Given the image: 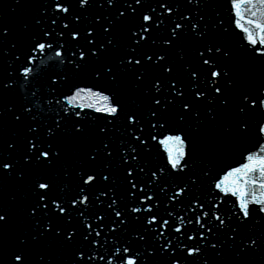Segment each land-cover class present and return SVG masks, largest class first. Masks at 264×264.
Returning <instances> with one entry per match:
<instances>
[{"label": "snow or ice", "instance_id": "snow-or-ice-1", "mask_svg": "<svg viewBox=\"0 0 264 264\" xmlns=\"http://www.w3.org/2000/svg\"><path fill=\"white\" fill-rule=\"evenodd\" d=\"M208 2L15 0L11 11L31 9L22 33L0 13V57H9L0 137L14 129L0 143V181L27 189L22 202L0 200V264L264 260V85L241 89L242 69L218 36L228 28L207 16ZM106 5L116 11L93 17L90 9ZM231 5L264 59V0ZM49 51L55 64L43 59ZM85 74L95 83L74 82ZM128 84L143 102L126 96ZM85 98L96 99L97 115L77 103ZM210 135L223 147L257 143L205 193L214 167L200 153ZM160 145L167 155L153 165L148 154ZM185 203L195 215L177 223L168 209Z\"/></svg>", "mask_w": 264, "mask_h": 264}, {"label": "water", "instance_id": "water-1", "mask_svg": "<svg viewBox=\"0 0 264 264\" xmlns=\"http://www.w3.org/2000/svg\"><path fill=\"white\" fill-rule=\"evenodd\" d=\"M0 13L4 14V22L12 24L14 26V31L17 32L13 13L11 11V5L9 0H0ZM9 57H0V73L6 72L8 67L7 59ZM14 129L10 126L8 131L4 134L3 137H0V143H3L4 139L11 137L12 131ZM6 147V145H4ZM64 178L61 177V180L58 182V191L63 187ZM3 184V187L0 188V200H7L10 195L15 194L18 197V201H23L24 192L27 190L26 187L17 185L11 181H0Z\"/></svg>", "mask_w": 264, "mask_h": 264}]
</instances>
